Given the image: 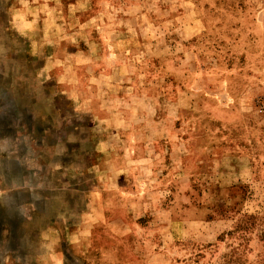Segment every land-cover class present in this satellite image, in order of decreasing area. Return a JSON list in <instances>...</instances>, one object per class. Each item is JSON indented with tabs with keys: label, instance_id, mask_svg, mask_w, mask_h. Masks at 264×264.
Segmentation results:
<instances>
[{
	"label": "rangeland",
	"instance_id": "obj_1",
	"mask_svg": "<svg viewBox=\"0 0 264 264\" xmlns=\"http://www.w3.org/2000/svg\"><path fill=\"white\" fill-rule=\"evenodd\" d=\"M0 264H264V0H0Z\"/></svg>",
	"mask_w": 264,
	"mask_h": 264
}]
</instances>
